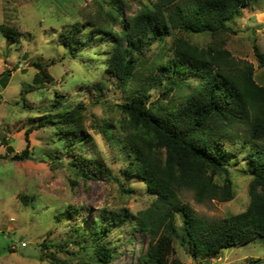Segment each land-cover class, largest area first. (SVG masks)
<instances>
[{"label": "trees", "instance_id": "obj_1", "mask_svg": "<svg viewBox=\"0 0 264 264\" xmlns=\"http://www.w3.org/2000/svg\"><path fill=\"white\" fill-rule=\"evenodd\" d=\"M95 1L101 21L88 20L83 26L63 29L59 42L71 54L104 48L108 79L116 81L126 99L116 103L121 117L108 119L103 132L120 145L125 156L121 167L124 177L142 179L152 200L136 214L128 209L104 212L86 238L90 257L96 264L113 261L127 252L120 246L134 241L135 231L149 235L148 241L140 239L145 248L139 254L140 264H183L176 257L170 260L179 236L196 256L216 255L224 248L264 238V84L256 80L252 62L237 59L226 48L227 37L235 33L228 21L258 0H191L187 6H181L180 0ZM130 1L140 5L133 14L129 13ZM0 30L19 40L21 33L16 29L1 25ZM176 30L208 33L212 40L199 46L180 34L168 45L167 37ZM155 41L158 47L151 51ZM254 52L259 66L264 67V52L256 44ZM33 65L38 71L33 85L24 86L26 90L53 80L46 64L37 60ZM189 72L199 78V83L169 86L161 98L151 100L153 88L172 74ZM103 85L96 83L99 88ZM185 87L190 88L186 93L182 91ZM62 104V98L57 97L47 112L32 119L35 123L25 131L24 151L15 152L11 159L30 158L29 134L51 126L55 139L75 155L69 162L78 177L103 176L129 191L103 157L83 151L92 139L85 125V108ZM243 131L256 143L246 157L251 177L247 208L213 222L196 216L181 197L185 190L193 191L198 202L233 199L230 150L224 141L242 137L239 134ZM76 208L69 206L67 211L73 213ZM126 224H130L131 236L127 240L115 237L110 244L107 234H115L116 228ZM42 247H46L45 242Z\"/></svg>", "mask_w": 264, "mask_h": 264}, {"label": "rangeland", "instance_id": "obj_2", "mask_svg": "<svg viewBox=\"0 0 264 264\" xmlns=\"http://www.w3.org/2000/svg\"><path fill=\"white\" fill-rule=\"evenodd\" d=\"M190 2L178 1L181 6ZM130 4L129 13L133 14L140 5L135 1ZM98 7L95 0H0V26L21 33L19 40L14 41L0 30V264H59L58 260L66 264H96L86 241L93 224L103 218L104 212L128 209L136 214L151 203L152 196L142 179L124 177L121 167L125 156L120 145L112 143L103 132L108 119L115 121L121 117L116 103L126 99L116 81L108 79L104 48L71 54L59 42L61 30L74 24L83 26L88 20L101 21ZM228 24L235 33L227 37L226 48L237 59L252 62L256 80L264 84V67L259 66L254 52L255 44L264 52V0L243 8ZM180 34L199 46L212 40L208 33L176 30L166 43L169 45ZM157 47L158 42H153L151 51ZM37 60L46 64L53 80L42 83L40 88L26 90V84L33 85L38 71L33 61ZM199 81L190 72L172 74L151 90V100L161 98L169 86L182 83L192 87ZM99 82L104 83L102 88L96 86ZM187 87L182 91L188 92ZM57 97L62 98V106L72 103L85 108V125L92 139L83 151L89 156L103 157L129 191L103 176L78 177L69 162L75 155L66 152V147L55 139L56 131L51 126L34 129L29 134L30 158L11 159L15 152L24 151L25 131L34 125L32 119L47 112ZM176 97L179 99L180 95ZM239 135L242 137L224 141L230 150L235 183L233 199L198 202L193 191L181 194L184 203L202 219L218 221L247 208L251 177L246 157L256 143L244 131ZM69 206L77 208L70 213ZM115 230V234H107L110 244L115 237L127 240L133 233L130 224ZM133 237L134 241L120 246L127 252L107 264H140L139 254L145 249L140 239L148 241L149 235L135 231ZM43 242L46 247H42ZM174 249L170 260L176 257L183 264H264V238L224 248L216 255L196 256L190 244L179 236Z\"/></svg>", "mask_w": 264, "mask_h": 264}]
</instances>
